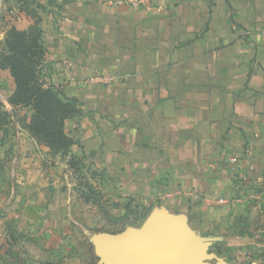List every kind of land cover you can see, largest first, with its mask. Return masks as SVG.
Wrapping results in <instances>:
<instances>
[{
    "label": "crops",
    "instance_id": "obj_1",
    "mask_svg": "<svg viewBox=\"0 0 264 264\" xmlns=\"http://www.w3.org/2000/svg\"><path fill=\"white\" fill-rule=\"evenodd\" d=\"M27 1L32 16L14 27L36 22L43 81L80 113L65 122L76 144L61 160L20 128L25 111L8 109L14 132L0 143V244L8 222L36 237L32 259L74 231L96 251L105 236L147 232L154 248L130 252L134 264H177L245 243L242 184L264 168V0H148L160 14L106 0ZM92 75L114 81L81 83ZM13 90L10 78L7 98Z\"/></svg>",
    "mask_w": 264,
    "mask_h": 264
},
{
    "label": "rangeland",
    "instance_id": "obj_2",
    "mask_svg": "<svg viewBox=\"0 0 264 264\" xmlns=\"http://www.w3.org/2000/svg\"><path fill=\"white\" fill-rule=\"evenodd\" d=\"M31 10L32 6L27 0H0V55L4 53L2 42L6 32L15 26L20 16L25 15L31 18ZM10 78L0 71V114L11 115L8 120L14 125L13 112L10 113L8 110H12V107L8 104L6 97ZM16 122L19 124V120L16 119ZM2 142L8 141L0 139V143ZM257 178L259 179L252 180L247 177L242 184L246 188V198H244L246 212L242 218L244 228L242 239L245 243H228V246L210 248L206 252L208 259H204L200 264H264V168ZM80 214L81 211L78 217ZM87 217L93 219L88 210ZM94 220H96L95 216ZM8 223L0 244V264H12V262L16 264H104L102 263L104 258L91 244L81 242L80 235L76 231L68 235L67 243L62 236L56 235L51 243L56 246L55 248L52 245L43 244L41 249L44 258H26L27 253L35 255L39 253L38 247L34 245L36 237L31 233H15L11 224Z\"/></svg>",
    "mask_w": 264,
    "mask_h": 264
},
{
    "label": "trees",
    "instance_id": "obj_3",
    "mask_svg": "<svg viewBox=\"0 0 264 264\" xmlns=\"http://www.w3.org/2000/svg\"><path fill=\"white\" fill-rule=\"evenodd\" d=\"M41 36L36 22L26 31L10 28L3 41L6 52L0 55V70L8 71L14 85L8 104L25 111L18 118L20 128L44 144L51 158L63 160L70 147L76 144L73 135L65 133L64 125L78 115L80 109L76 101L65 98L58 89L44 83L42 62L45 49ZM10 116L0 114L1 140L8 139L13 133V122L8 120ZM80 165L79 158H70L69 168L78 180L84 178Z\"/></svg>",
    "mask_w": 264,
    "mask_h": 264
},
{
    "label": "water",
    "instance_id": "obj_4",
    "mask_svg": "<svg viewBox=\"0 0 264 264\" xmlns=\"http://www.w3.org/2000/svg\"><path fill=\"white\" fill-rule=\"evenodd\" d=\"M155 240L145 231L128 228L115 236H105L97 250L104 260V264H134L129 258L130 252L141 253L154 248ZM206 253L184 255L177 264H200L208 259Z\"/></svg>",
    "mask_w": 264,
    "mask_h": 264
},
{
    "label": "built area",
    "instance_id": "obj_5",
    "mask_svg": "<svg viewBox=\"0 0 264 264\" xmlns=\"http://www.w3.org/2000/svg\"><path fill=\"white\" fill-rule=\"evenodd\" d=\"M105 3L109 6H124L132 11H144L148 14H160L164 11V8L160 5H154L148 0H106ZM65 64L71 66V63L65 62ZM114 81V77L110 75H92L84 78L81 83L85 86H101L108 87ZM48 86V85H47ZM219 203H223L219 200Z\"/></svg>",
    "mask_w": 264,
    "mask_h": 264
}]
</instances>
